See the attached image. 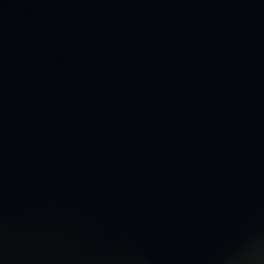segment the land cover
I'll use <instances>...</instances> for the list:
<instances>
[{"label":"water","instance_id":"1","mask_svg":"<svg viewBox=\"0 0 264 264\" xmlns=\"http://www.w3.org/2000/svg\"><path fill=\"white\" fill-rule=\"evenodd\" d=\"M0 264H264V0H0Z\"/></svg>","mask_w":264,"mask_h":264}]
</instances>
